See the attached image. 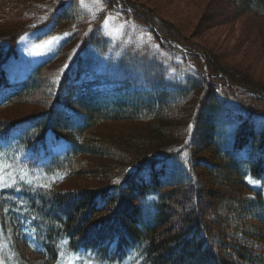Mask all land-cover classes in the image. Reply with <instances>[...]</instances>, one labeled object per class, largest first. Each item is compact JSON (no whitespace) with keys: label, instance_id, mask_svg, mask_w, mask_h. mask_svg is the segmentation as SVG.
Wrapping results in <instances>:
<instances>
[{"label":"trees","instance_id":"trees-1","mask_svg":"<svg viewBox=\"0 0 264 264\" xmlns=\"http://www.w3.org/2000/svg\"><path fill=\"white\" fill-rule=\"evenodd\" d=\"M102 1L146 26L157 49L181 65L171 59L163 70L156 48L129 46L116 62L119 77H128V86L137 73L146 88L104 99L76 96L74 88L65 95L74 66L79 76L91 62L82 55L114 47L99 35L98 23L76 17V0H57L47 18L69 37L10 85L2 67L21 37L43 25L33 23L30 10L42 0H0V92L7 90L0 97V141L17 133V145L28 150L9 163L7 179L15 185L0 189V261L264 264V86L223 69L212 51L184 43L143 6ZM216 1L232 11L207 13L198 28L264 18V0ZM257 26L263 54L264 26ZM168 74L172 85H162ZM16 104L28 108L5 110ZM117 125L134 131L112 136L110 126ZM48 141L66 151L38 165Z\"/></svg>","mask_w":264,"mask_h":264},{"label":"rangeland","instance_id":"rangeland-1","mask_svg":"<svg viewBox=\"0 0 264 264\" xmlns=\"http://www.w3.org/2000/svg\"><path fill=\"white\" fill-rule=\"evenodd\" d=\"M56 1L42 0L37 5L35 4L34 8L31 7L30 10L34 13L33 23L35 25L43 23V27L41 26L39 29L22 36L16 43L15 56L2 67L10 85L22 81L39 64L53 56L69 37L67 32L54 31L53 22L47 18L53 3ZM129 1L143 6L142 11L158 19L162 25L166 23L170 25L174 34L179 36V39L184 43L212 51L223 69H237L238 72L246 75L254 85L264 86V53L262 54L263 50L259 47L256 30L259 27L257 25L264 26V18L251 15L242 16L231 20L228 24L207 30L203 27L198 28L202 16L216 12L224 17L227 16L232 10L226 3H220L216 0H214L215 2L212 0ZM56 4L58 3L56 2ZM75 11L79 15L76 17L81 20L84 16V19H88L91 23H98L96 30L99 35L105 42H111L110 44L114 48L108 54L88 50L85 55H82L84 60L90 58L91 62L83 66L86 70L79 76H76V66H74L73 76L68 81V88L64 90L65 95L70 88H74L73 91L76 96L86 99L87 97L104 99L146 88L147 84L141 82L140 76L136 77L137 73L134 72L132 73L134 82L129 79L128 86H126L123 81L128 77H119L120 70L116 62L123 60V48L129 46L137 51H140L143 46H150V49L156 48L158 50L155 38L147 27L135 22L114 7L109 8L101 0H76ZM105 21H107V25H105ZM158 52L163 70L169 69L171 59L176 62L177 66L181 65L178 57L164 50H158ZM110 58L113 59V62H109ZM70 62L73 63V58L70 59ZM127 63L126 61L125 67ZM55 68L58 69L59 67ZM126 69L129 73L132 70L127 67ZM141 72L142 69L140 68L139 74ZM154 75L156 74H152V76ZM173 78V75L168 74L160 83L165 86L172 85ZM5 92L7 90H2L0 97ZM27 108L28 106L20 107L16 104L5 110L25 111L24 109ZM230 117H233L232 114ZM110 131L112 136H123L132 134L131 132L134 130L132 127L117 125L110 126ZM17 136L16 133L10 139L0 141V154L4 156L6 163L26 157V154L21 151H27V149L16 145ZM65 148L66 146L62 143L48 141L46 148L39 150L38 165L46 164L54 155H61ZM168 168L171 169L170 166ZM78 184L84 183L78 182ZM68 186L69 184H66L64 188ZM79 263L92 264L90 262ZM63 264H76L75 258L68 257L63 261Z\"/></svg>","mask_w":264,"mask_h":264},{"label":"snow or ice","instance_id":"snow-or-ice-1","mask_svg":"<svg viewBox=\"0 0 264 264\" xmlns=\"http://www.w3.org/2000/svg\"><path fill=\"white\" fill-rule=\"evenodd\" d=\"M105 25H107V21H105ZM53 39L55 40V38ZM12 167L13 165L6 163L4 156L0 154V189L4 187H13L15 185L16 180L14 178H12L10 181L7 179V177L12 175L11 172L8 171V169ZM25 175L26 173H23L20 179L24 180ZM0 264H2V261H0Z\"/></svg>","mask_w":264,"mask_h":264}]
</instances>
